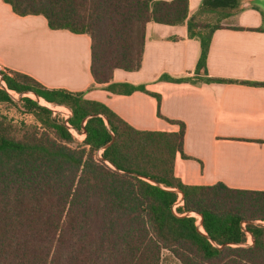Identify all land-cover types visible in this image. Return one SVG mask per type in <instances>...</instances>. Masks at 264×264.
Returning a JSON list of instances; mask_svg holds the SVG:
<instances>
[{
	"label": "trees",
	"instance_id": "trees-1",
	"mask_svg": "<svg viewBox=\"0 0 264 264\" xmlns=\"http://www.w3.org/2000/svg\"><path fill=\"white\" fill-rule=\"evenodd\" d=\"M4 2L19 16L43 15L52 30L91 37L90 91L140 90L159 102L144 86L112 83L116 69L140 70L146 25H187L201 46L196 73H206L213 34L241 11L240 0H204L191 17L189 0ZM0 78V264H163L165 253L178 264H264V191L184 184L174 172L177 154L188 158L184 123L164 118L180 131H142L84 92L48 89L7 68ZM9 91L69 107L85 139L75 143L29 97L20 102L36 123H14L2 111L16 106Z\"/></svg>",
	"mask_w": 264,
	"mask_h": 264
},
{
	"label": "crops",
	"instance_id": "crops-1",
	"mask_svg": "<svg viewBox=\"0 0 264 264\" xmlns=\"http://www.w3.org/2000/svg\"><path fill=\"white\" fill-rule=\"evenodd\" d=\"M203 1L189 0V17ZM240 3L241 11L228 26L213 34L206 73H196L201 46L189 38L187 25H146L140 70L116 69L112 83L116 89L124 84L144 86L160 95V102L140 90L90 91L95 83L91 37L52 30L43 15L19 16L4 0H0V69L26 74L48 89L84 92L86 99L105 104L138 130L179 132L180 125L166 119L182 122L188 158L178 153L174 172L184 184L221 183L264 191V17L253 0ZM163 76L195 82L162 80ZM252 245L248 233L244 246Z\"/></svg>",
	"mask_w": 264,
	"mask_h": 264
},
{
	"label": "rangeland",
	"instance_id": "rangeland-1",
	"mask_svg": "<svg viewBox=\"0 0 264 264\" xmlns=\"http://www.w3.org/2000/svg\"><path fill=\"white\" fill-rule=\"evenodd\" d=\"M253 1L255 3V0H253ZM259 6H260V8L262 9V11L264 13V6L263 7H262V5H259ZM13 96H14L13 98H14V100L16 102V106H10L6 110H4V108H2V111L5 114H7L8 117L10 119H12L14 123H17L18 125H21L23 123H26V124L36 123V117L32 113H29V112L26 111V109L23 107V104L20 102V100L22 98H24V97H29V98H31L33 100H36V102L38 103V97L37 96L36 97H33V96L31 97L29 94L20 95V94H16V93H13ZM42 103L45 104V102H43V101H42ZM40 106H42V105H40ZM44 108H46V107H44ZM82 133L78 134V135H74V136L72 135L75 143L81 144L83 142ZM181 198H182V196L180 197L179 202H178V204L176 205L175 208L180 206V204L182 203V199ZM191 215L197 218V223H198V225H199V227L201 229V217L199 215H197V214H191ZM263 225H264V223H263ZM163 264H178V263L172 257H170V255L168 253H165V258H164Z\"/></svg>",
	"mask_w": 264,
	"mask_h": 264
},
{
	"label": "built area",
	"instance_id": "built-area-1",
	"mask_svg": "<svg viewBox=\"0 0 264 264\" xmlns=\"http://www.w3.org/2000/svg\"><path fill=\"white\" fill-rule=\"evenodd\" d=\"M0 87L6 89V86L1 78H0ZM9 93L11 94L12 97H14L13 96L14 92L9 91ZM43 102H45V104H43L42 100L38 98V103L42 105L43 107H46L47 109H49L51 111L52 117L56 119L60 124L64 125L73 136L81 134L74 129V127L72 126L70 122V119L73 116V112L69 107L49 103L46 101H43ZM82 135H84V133H82Z\"/></svg>",
	"mask_w": 264,
	"mask_h": 264
},
{
	"label": "water",
	"instance_id": "water-1",
	"mask_svg": "<svg viewBox=\"0 0 264 264\" xmlns=\"http://www.w3.org/2000/svg\"><path fill=\"white\" fill-rule=\"evenodd\" d=\"M256 6H258L260 8L259 5H262V7L264 6V0H255V3H254ZM261 9V8H260ZM262 10V9H261Z\"/></svg>",
	"mask_w": 264,
	"mask_h": 264
}]
</instances>
